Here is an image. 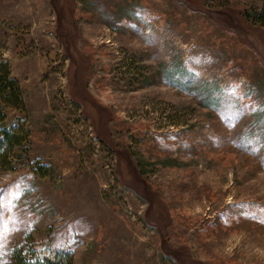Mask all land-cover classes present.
<instances>
[{
	"label": "rangeland",
	"instance_id": "1",
	"mask_svg": "<svg viewBox=\"0 0 264 264\" xmlns=\"http://www.w3.org/2000/svg\"><path fill=\"white\" fill-rule=\"evenodd\" d=\"M263 6L0 0V264H264Z\"/></svg>",
	"mask_w": 264,
	"mask_h": 264
},
{
	"label": "trees",
	"instance_id": "2",
	"mask_svg": "<svg viewBox=\"0 0 264 264\" xmlns=\"http://www.w3.org/2000/svg\"><path fill=\"white\" fill-rule=\"evenodd\" d=\"M245 16L264 29V6L259 11L245 12ZM6 107H24V100L18 81L12 78L9 65L0 61V125L6 121ZM27 136L28 131L22 124L0 130V162L3 167H11L14 150L22 146ZM34 170L45 176L43 166L35 167ZM13 259L16 264H74L72 255L64 252L38 254L34 260H27L21 248L14 249Z\"/></svg>",
	"mask_w": 264,
	"mask_h": 264
}]
</instances>
